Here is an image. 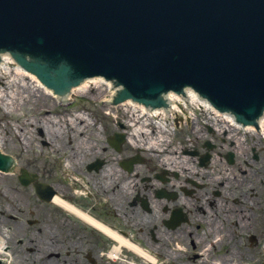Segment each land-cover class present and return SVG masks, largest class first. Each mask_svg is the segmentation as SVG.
<instances>
[{
	"label": "flooded vegetation",
	"instance_id": "obj_1",
	"mask_svg": "<svg viewBox=\"0 0 264 264\" xmlns=\"http://www.w3.org/2000/svg\"><path fill=\"white\" fill-rule=\"evenodd\" d=\"M92 115L90 119L75 118L76 115L64 116L62 121L59 119V125L55 126V131L62 134L58 137L65 136L62 142L65 148L74 144L73 138H77L78 148L82 147L87 152H93V147H96L95 150H98L91 159L82 152L83 159L80 160L79 151L72 149L68 153L72 160L71 173L65 172L59 163H55L56 169L52 167L49 171L42 164L35 166L38 167V174L53 178L56 182L53 183L55 188H64L66 199L146 248L157 258V264H212L215 260L219 264L248 263L249 260L256 264L261 263L258 257L253 259L251 253V257L247 254L248 258L241 257L245 256L243 249L256 248L258 236L253 238L252 235L264 232V212L259 215L256 213L255 219L253 211L255 204H264L263 197H258L259 203L253 201L260 192L252 179L256 178L257 170L240 150L242 141H247L248 135L256 136V140H264L257 131L252 130L250 133L246 129L231 126L225 120H219L216 124L211 120L206 123L207 118L211 117H197L196 121L188 118L177 119L173 125L172 136L167 135V129L156 124L149 128L148 140H163L159 142L162 147L160 149L155 143H149L155 146L149 147V144L135 140L136 135L130 128L132 151L126 148V144H123L118 153L111 146L109 150L114 153V158L107 162L105 153L108 150L105 144L100 145L99 140L93 137H104L110 145L107 139L115 129L111 131L109 126L100 128L95 122L100 118ZM131 118L132 114H129V120ZM32 125V134L39 137L42 146L48 147L50 142L46 141L47 129ZM67 136L70 138L66 140ZM241 136L244 138H240ZM234 137L240 139L234 140ZM187 138L189 140L185 142ZM194 140H198L200 144L195 145ZM250 147L254 162H259L261 157L257 152L258 147ZM163 148L170 152L173 149L180 151L175 156L178 157V162L175 163L172 159L174 165L171 162L166 165L162 160L165 154ZM123 151L127 156L133 155L136 158L133 162L134 169L129 172L134 187L131 194L114 189L110 203L115 205L117 202L118 209L112 211L109 203L105 202L109 199L107 181L121 179L125 175L121 174L120 164V154ZM239 154H242L241 158ZM102 158L104 162L101 167L95 165L90 168L92 163ZM115 165L119 168L118 174L107 171L108 167L112 169ZM188 166L196 173L188 171ZM263 179L260 185L264 187ZM126 204L129 209L123 212ZM60 211L69 216L70 226L66 231L63 218L62 221L58 220L50 239H47V242H51L49 245L43 231L46 226L44 220L40 219L37 225H33L27 210L16 209L11 203L6 205L0 219V233L1 228H6L8 244L4 252L8 254V264L116 263L110 257L115 243L113 239L79 216L63 209ZM137 215L139 220L134 219ZM64 216L65 214L62 217ZM260 219L263 223L259 228ZM215 230L217 231L213 237L207 239ZM234 241L235 244L242 245H236L241 250L240 259L228 255L227 250L217 252L224 243L234 244ZM197 248L199 250L196 251ZM183 255H186V260ZM0 264L3 262L0 261Z\"/></svg>",
	"mask_w": 264,
	"mask_h": 264
},
{
	"label": "water",
	"instance_id": "obj_2",
	"mask_svg": "<svg viewBox=\"0 0 264 264\" xmlns=\"http://www.w3.org/2000/svg\"><path fill=\"white\" fill-rule=\"evenodd\" d=\"M1 46L69 57L140 95L191 83L249 113L264 101V0H0ZM16 56L49 86L66 71ZM14 163L0 152V169Z\"/></svg>",
	"mask_w": 264,
	"mask_h": 264
},
{
	"label": "rangeland",
	"instance_id": "obj_3",
	"mask_svg": "<svg viewBox=\"0 0 264 264\" xmlns=\"http://www.w3.org/2000/svg\"><path fill=\"white\" fill-rule=\"evenodd\" d=\"M12 68V67H11ZM13 69V68H12ZM14 75V73L12 74ZM12 75H8L7 73H4L2 75L3 80L6 81L9 78H12ZM23 82H27L31 84L30 79L26 78L24 81H21V79H18L16 82V85H13L11 87L9 86H4L5 89L0 88V94L3 95L0 98V147L1 148H5L4 152H8L10 154H14L16 157H18V161L19 164L18 166L30 169V171H36L38 170V166L41 164H44L45 166L47 165L48 167V171L49 169H52V167L54 169L57 168L55 163H61V161H56L54 160L55 157L57 156V153L60 152V150L64 153H68L70 152L72 149L74 150H78L80 155H81V159H83V155L82 152H84L88 158L91 159V157L93 155L96 154L97 150H95L96 147H93V152H87V150L82 149V147L78 148L79 144H78V140L77 138H73V145L65 148L62 145V142L65 139L64 137H58L59 135H62L61 132L59 131H55L53 132L55 129L50 128V132L53 134L52 138L56 143V147L58 148L59 152H56L53 156L51 155L52 150L51 148H47L41 145L40 143V139L38 137H35L34 135L31 134L30 131V126H32V121H34L37 119L38 121H43L42 118V114L40 113L43 109H47L50 106V109H52L53 111L57 112L61 111V108H59L58 103L55 102V99L50 96L47 92L45 93L41 88H36L35 90H32L31 87H26L23 85ZM18 83V84H17ZM0 86L3 87V85L0 84ZM105 86V85H103ZM108 94L109 95V90L107 89H103L102 86L99 87H95L92 89H89V92L86 95H78L77 97L70 99L72 103H70V105L75 106V108L82 109L85 111H102V112H94L95 115L100 118L102 114H107L108 108H105L102 104V99L104 98L103 95ZM86 97H89V101L91 100L93 103H89V101H87L88 99H85ZM94 100H92V98ZM95 97V98H94ZM84 98V99H83ZM100 99V101H97L98 99ZM12 102V105H6L4 104L5 102ZM127 109L125 107H121V108H116L114 110H118L120 111L119 114H111L109 117H107L106 121H102L103 125L109 126V129L112 131V129L115 130H122L120 127V123L121 121L126 124V125H130L128 123V120L126 118H124L125 113H127ZM124 110V111H123ZM81 111V110H80ZM104 112V113H103ZM201 114V117L207 118L205 114L199 113ZM66 115V114H65ZM114 124V125H113ZM17 126H19L23 131H24V135L27 136V140L28 143L31 142L33 144V146L36 147L35 149V153H30L26 151H24L25 149V145H19L18 144V136H16V132H17ZM116 126V127H115ZM103 127L102 125L100 126V128ZM46 129H49L48 127ZM130 130V129H129ZM182 132V131H181ZM183 134V132H182ZM18 135V133H17ZM184 135V134H183ZM58 137V139L56 138ZM248 139L247 141H242L243 144H241V148L240 150L243 153V156L245 158H247V160H249L251 163H253L254 165L252 166L253 168H255L257 170V175L256 178H252L255 180V184L258 185V190L260 192L259 195H257V197L253 200L254 202H260L258 201V197H263L264 200V188L263 186H261V180L264 178V140H256V136L252 135V136H247ZM70 137L67 136L66 140L69 139ZM94 139L99 140V142L102 144H106L105 142V138L104 137H93ZM189 138V137H188ZM187 138V140H185V142H187L189 139ZM240 138H244L243 136H241ZM237 137H234V140L240 139ZM195 141V145H198L200 143H198V140H194ZM217 142L219 143V141L217 140ZM244 145V146H243ZM250 146H257V152L259 153L261 160L259 162H254V158H252V151H251V147ZM100 148V146L98 147ZM82 150V151H81ZM244 151V152H243ZM27 152V153H26ZM43 152H45V155L43 154ZM113 154H109V157H111ZM242 154H239V157L241 158ZM157 161V158H156ZM51 166V167H50ZM44 178L45 182L48 183H56L54 180H52V178H45L44 176L42 177ZM264 180V179H263ZM15 185H19V192L17 193L16 190V186ZM255 185V188H256ZM14 188V189H12ZM6 191H8V197L9 199H5L3 202L0 203L1 209L2 211L5 210L6 205L8 203H11L16 209L19 208H23L25 210L28 211V214L30 212L29 210V206L32 205L35 207L36 213L40 216V219L44 220L46 222V226L44 227L45 230H52L55 229V225L57 224L58 220L62 221L63 218V226L65 228V230L67 231V229L70 226L69 223V216L66 214V212H61L60 210H56V206L54 204H50V205H40L37 206L36 205V200L35 198V189L33 188V186H29L27 188H23L17 179V175H3L0 174V192L4 193ZM262 200V199H261ZM262 202V201H261ZM261 206H258L257 204H255V209L253 211H255V219H257L256 213L259 215L261 213H263L264 209V204L263 202L260 203ZM126 209L123 211L125 212L126 210L129 209V206H127V204L125 205ZM106 208V207H105ZM112 213V212H111ZM65 214L64 217H62ZM2 217V214L0 213V218ZM132 218V217H130ZM136 218H138L137 220H139V216L137 215L136 217H134V219L136 220ZM264 221V219H263ZM260 224H259V228L262 227V219H260ZM7 225V224H6ZM82 225V224H81ZM264 225V223H263ZM72 226V225H71ZM4 232L6 233L7 230L6 228H4ZM220 230V229H218ZM54 231V230H53ZM217 230L212 232V235L210 237H208L207 239L213 237V235L215 234ZM260 236V241L258 242L259 244L256 246V248H252V249H243L245 256H241L243 259L248 258V256H250L249 253L253 254V259L255 257L262 258L264 257V232H259L257 233ZM46 238V243L48 238L47 236ZM236 238V237H235ZM52 239V237H51ZM67 241V240H66ZM205 241V240H204ZM203 242V241H202ZM202 242L199 244V248L202 245ZM236 241H234V244H232V242H226L224 243V246L222 247L221 250L217 251V252H224L225 250H227V254L228 255H232V257H236L238 259H240L239 257V250L238 247L236 245H239L240 247L242 245L240 244H235ZM115 245V243L113 244ZM199 248L196 249L199 250ZM189 254V253H188ZM187 254V255H188ZM247 254V255H246ZM123 259L124 261L118 260L115 264H134V263H130L131 262H137L139 263H143V259H141V257H138L132 250L130 249H126L123 252ZM184 257H186V255H183ZM251 257V256H250ZM128 261H127V260ZM182 259V258H181ZM186 258H184V260H186ZM260 264V263H258Z\"/></svg>",
	"mask_w": 264,
	"mask_h": 264
},
{
	"label": "bare ground",
	"instance_id": "obj_4",
	"mask_svg": "<svg viewBox=\"0 0 264 264\" xmlns=\"http://www.w3.org/2000/svg\"><path fill=\"white\" fill-rule=\"evenodd\" d=\"M14 61V57H9V58H4L2 62H0V84L3 85L0 86V88L5 89V85L11 87L13 85H16V82L18 79H21V81H24L26 78H30L31 84L27 83V82H23L24 86H28L31 87L32 90H35L36 88H41L42 90H45L46 92L49 93H53L50 89H47V87H45L41 82L38 81V79L35 77V75L33 76L30 72L26 71L24 68H22L20 65H16L13 67V69L11 68V62ZM4 73H7L8 75H12L14 73V75H12V78H9L8 80L4 81L2 75ZM36 80V81H35ZM18 84V83H17ZM105 85V86H103ZM41 86V87H40ZM102 86L103 89H109V83L105 82V79L103 78H91L88 82V85L86 88H83L81 90H78L77 93L74 94H87L89 92L88 89H91V87H99ZM110 90V89H109ZM112 90V89H111ZM112 92L114 93V89L112 90ZM74 94H69L68 97L74 95ZM3 95L0 94V98ZM4 104L6 105H12V102L8 101L5 102ZM121 107H125L128 108V102L123 103V106ZM129 111L132 112V118L129 120ZM140 111L139 109H127V115H128V123L134 126V133L136 135L135 140L139 141L140 143H144V144H149V143H155V146H158L160 149H162V147H160V140L161 138L153 141V140H148V135H149V128L151 127L152 124H156L159 127H164L165 129L168 130L167 135L171 134V131L169 130V127L167 123H163V119H159L157 118V120H153L150 118L149 115H146V117H142V112L140 111V114H137V112ZM212 115L209 116L211 118H207L208 122H210V120L216 124L219 120L224 121V119H220V117H217L216 115H214L213 113H211ZM175 115V113L173 114ZM185 115V114H184ZM77 117L75 118H85L86 117V113H79L76 115ZM187 118L193 119L195 120V118H193V113H191L190 115L187 116ZM45 119H53L52 115H47L45 116ZM196 121V120H195ZM224 123V122H223ZM180 123H178L179 125ZM52 126V125H49ZM125 127L127 125H124ZM221 126H225L222 125ZM220 126V127H221ZM55 127V126H53ZM219 127V126H218ZM55 130H57V128L55 127ZM126 138H128V142H130V145L132 146V142H131V132L128 131V134L126 136ZM147 141V142H146ZM163 141V140H161ZM144 144H140V145H144ZM167 146H170L169 144H166ZM149 147H155L152 144L148 145ZM163 150L165 151V154H163L162 156V160L163 162L166 163V165H168L169 162L172 163V165H174V162L177 163V158L175 156H177L178 154H180V151L173 149L171 152L167 151L166 148H163ZM192 160L193 157H191ZM172 159H174V162L172 161ZM187 158L184 159V161H186ZM195 161V160H194ZM187 163V161H186ZM185 163V164H186ZM183 165V164H182ZM188 169V171H190L191 173H196V171L192 170L191 167H186ZM108 172L113 171L114 173L118 174L119 173V168L117 167V165H115L112 169L107 168ZM1 174H4L2 172H0ZM125 185V186H124ZM108 189L110 188H114V183L113 182H109L108 183ZM123 188L124 190H126L128 192V194H131V190L134 187L132 184V180L129 179L128 181H125V183H123ZM123 191V190H121ZM66 193L64 188H58L56 187V195H54L53 202L61 209H63L64 211L70 212L72 215H77L79 216L83 221L85 220L87 223L91 224L94 228H98L100 231H102L104 234L106 233L111 239H113L115 241V245L113 246V248L110 251V257L114 260H117L118 258L120 260L123 259V252L126 249H130L132 250L138 257H141V259H143V263H139V264H157L158 260L157 258L152 255L150 252H148L145 248H143L140 244L135 243L131 238L125 237L119 230H115V228L109 226L107 223H103L102 221L98 220L97 218L93 217L92 215L88 214L87 211H84L80 208H78L77 206H75V203L73 201L67 200L65 198ZM105 202L107 203V200H105ZM115 205H118L117 202L115 203ZM69 213V214H70ZM124 261V260H123ZM134 264H138L136 262H133Z\"/></svg>",
	"mask_w": 264,
	"mask_h": 264
}]
</instances>
